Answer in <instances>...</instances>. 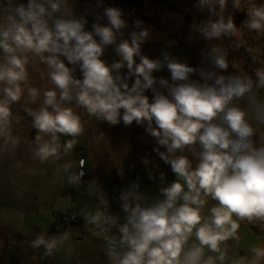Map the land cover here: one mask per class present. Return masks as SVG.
Listing matches in <instances>:
<instances>
[{
    "label": "clouds",
    "instance_id": "obj_1",
    "mask_svg": "<svg viewBox=\"0 0 264 264\" xmlns=\"http://www.w3.org/2000/svg\"><path fill=\"white\" fill-rule=\"evenodd\" d=\"M228 3L197 0L194 7L206 9L208 18L194 22L192 30L208 41L234 37L236 48L244 46L241 27L255 32L257 39L264 36V2L231 0L233 9L246 11L241 27L231 14L225 16ZM103 18L106 25L99 22ZM133 23L137 30L117 42L127 27L119 8L105 7L89 31L87 20L74 14L71 0H27L26 4L3 0L0 155L25 143L33 161L57 164V178L63 173L68 186L79 187L85 160L77 166L67 158L85 134L84 115L110 125L121 120L126 126L133 121L145 125V131L166 149L154 151L171 166L176 180L161 187L162 198L154 200L142 194L137 183L130 185L119 197L122 222L109 211L96 181L89 182L86 190L98 204L82 218L92 235L104 241L107 264H264V244L252 245L251 256H235L228 243H239L245 222L264 229V132L256 127L264 125V99L259 95L264 90V66L251 75L219 74L215 69L229 68L228 49L222 44L206 53L214 70L190 67L167 52L163 60L149 59L141 54L149 31L142 21ZM110 45L119 59L108 64L101 57ZM247 51L254 57L260 49ZM165 66L171 83L153 76ZM30 70L47 86H33ZM194 73L203 83L190 78ZM131 78L134 82L129 86ZM146 90L153 93L151 102ZM21 101L36 105L24 109L36 130L33 140L14 134L24 117L13 111V105ZM61 137L69 139L62 142ZM98 138L103 139L102 134ZM16 167L22 163L17 161ZM160 179H165L162 172ZM210 200L215 203L208 207ZM72 237L70 230L55 235L42 232L29 247L43 249V255L51 258L65 246L70 253Z\"/></svg>",
    "mask_w": 264,
    "mask_h": 264
},
{
    "label": "crops",
    "instance_id": "obj_2",
    "mask_svg": "<svg viewBox=\"0 0 264 264\" xmlns=\"http://www.w3.org/2000/svg\"><path fill=\"white\" fill-rule=\"evenodd\" d=\"M2 2L3 0H0V3ZM17 2L26 4L27 0ZM99 2L101 6L97 7V0H90L87 4L84 0H71L74 14L87 20L86 30L92 29L96 16L100 15L102 0ZM143 27L151 31L149 25L145 24ZM131 28L133 31L137 30L133 26ZM154 36L157 38H147L141 44L142 55L149 59L163 60V54L167 52L179 62H186L188 66L199 69L196 66L198 65L196 55L190 54V51H182L178 46L167 45L162 40L163 36L159 37L156 34ZM121 38L128 39L129 34L118 37L117 42ZM101 58L108 64L119 59L111 45L106 47ZM135 59L138 63L139 58ZM126 72V67L121 69L122 75ZM76 76L80 78L79 70ZM153 76L157 79L164 78L171 83V74L166 66L153 72ZM190 78L203 83L198 73L192 74ZM133 82L134 78L129 79V86ZM30 83L35 87L47 86V81L41 80L38 73L31 70ZM145 95L151 102L152 91L146 90ZM29 106L36 107L26 105L24 101L13 105V111L24 117L14 133L22 140H33L36 135V130L31 128L32 118L24 111L25 107ZM83 119L85 134L79 138L73 155L67 159H74L77 162L79 156L85 158L90 182H101L100 188L108 201L109 211L119 215L122 222L124 213L120 207L119 197L130 185L137 183L139 191L151 200L160 185L166 187L174 181L171 166L165 164L154 151L155 148H159L160 151L166 149L158 145L156 139L145 131V125H137L135 121L126 126L122 120L117 125H110L87 115H84ZM101 134L103 139L98 138ZM66 139L69 138L61 137L62 142ZM145 159L148 161L147 164L143 162ZM17 161L22 163V167H16ZM56 167L57 164L51 162L40 164L33 161L25 143H21L12 153L0 155V264H39L43 249L34 250L29 247V242L42 232L52 234V216L56 212L69 206V209L72 208L82 217L83 212L96 209L98 199L91 197L86 190L68 186L62 178L63 173L58 179ZM161 172L165 176L163 181L160 179ZM75 203L77 210L73 207ZM244 226L249 230H243ZM253 227L258 230L252 231ZM71 232L72 251L67 252V246L61 248L58 251L59 264H107L104 241L93 236L89 226L74 228ZM78 232L83 236L82 242H77L74 238ZM239 234L241 247L264 244V229L254 224L243 225Z\"/></svg>",
    "mask_w": 264,
    "mask_h": 264
},
{
    "label": "trees",
    "instance_id": "obj_3",
    "mask_svg": "<svg viewBox=\"0 0 264 264\" xmlns=\"http://www.w3.org/2000/svg\"><path fill=\"white\" fill-rule=\"evenodd\" d=\"M85 3L90 2V0H84ZM244 0H242V3ZM257 3L264 2V0H256ZM102 8L104 7H116L119 8L122 12V19L125 20L127 27L122 29V35H127L134 27V21L140 20L144 23H147L149 29L151 30L153 26H157L158 31L162 30L160 28L162 24V20L166 17L171 16L174 19L172 23L171 29L179 32L180 36H172L166 35L167 38L171 40V42L167 43V45H175L182 49L184 46L190 49L191 54L197 53L201 58H206V53L209 48L222 44L224 47L228 49V60H229V68L226 71L215 69L219 74H223L225 76L230 74H238L243 71L248 74H254L253 70L256 67L264 66V36H261L257 39V34L255 32H250L247 29L241 27L242 22L247 18L246 11L233 9L231 6V0H229L228 7L225 12V16L231 14L233 16L234 24L237 27H241V35L240 39L243 42L244 46L236 48L232 41L235 39L234 37H224L221 40H205L199 33L194 32L191 28V25L195 22L196 24L205 21L208 18L207 10H199L194 5L197 3V0H102ZM103 15V12H102ZM135 19V20H134ZM150 22V23H149ZM177 23H180L178 26ZM91 31V30H90ZM173 35V34H172ZM158 36V35H157ZM157 38L154 34L150 35L148 38ZM160 37V36H159ZM164 38V37H163ZM166 38L162 39L165 41ZM224 42L228 44L225 45ZM247 48H259L260 52L254 54V57L247 51ZM241 58L245 60H240ZM212 68V65L207 63ZM198 68H204L203 65H196ZM214 70V69H212ZM259 95L261 99H264V90H260ZM242 103H244L242 101ZM263 128V129H262ZM260 131H264V125H262ZM87 179L90 182V179L87 175ZM81 189V187H76ZM82 190V189H81ZM87 191V190H86ZM76 213L73 209L71 210ZM77 214V213H76ZM78 229V228H77ZM258 230L256 227L252 228V231ZM53 231L52 234L53 235ZM75 234V240H76ZM264 240V235H263ZM264 242V241H263ZM42 256L43 252H42ZM41 264L43 262L41 261Z\"/></svg>",
    "mask_w": 264,
    "mask_h": 264
},
{
    "label": "rangeland",
    "instance_id": "obj_4",
    "mask_svg": "<svg viewBox=\"0 0 264 264\" xmlns=\"http://www.w3.org/2000/svg\"><path fill=\"white\" fill-rule=\"evenodd\" d=\"M87 4V3H86ZM83 8H86V7H83ZM105 7L103 6V9H104ZM103 9H102V12H103ZM102 12H100V15L102 16ZM164 17H166L165 19H163L162 20V24H161V26H160V28H162L163 29V31L162 30H160V31H158V28H157V26H153L152 27V29H151V31H150V35L151 34H156V35H158V36H163L164 38H166L165 39V43L167 44V43H169V42H171V40L169 39V38H167V36L166 35H170V37H172V36H177V37H179L180 36V34H179V32H178V30L177 31H174L173 29H171V27H172V23L174 22V19H172V17L171 16H164ZM135 20V19H134ZM100 23L102 24V25H106L107 23H108V21H107V19L106 18H103V19H101L100 20ZM150 23V22H149ZM144 24H146V25H148L147 23H144ZM178 24V26H180L179 24L180 23H177ZM150 27H151V25H149ZM152 30H153V33H152ZM173 34V35H172ZM151 38H153V37H151ZM224 44L225 45H227L228 46V44L226 43V42H224ZM182 51L184 50V51H190V49H188V48H186L185 46L181 49ZM190 54H191V52H190ZM194 55H196L197 57H196V59L198 60L197 61V64L198 65H203V66H205V67H210L209 65H207V63L209 64H211V62H210V60H208L207 59V57L204 59V58H201L200 57V55L199 54H197V53H194ZM240 60H245V59H243V58H241ZM186 63V62H185ZM211 70H212V68H211ZM241 104L243 105V103L241 102ZM256 127H258L259 129L260 128H262V125H256ZM263 129V128H262ZM262 132H264V131H262ZM80 157V156H79ZM79 157H78V159H79ZM77 159V160H78ZM85 168H86V174H88L89 175V172H88V170H87V167H86V165H85ZM173 177V180H176V176H175V174H173L172 175ZM96 183H98L99 184V182H96ZM101 183V182H100ZM161 187H165V186H163V185H160V187L159 188H157L156 189V191L153 193V196L151 197V200H154V199H156V198H162V197H160V193H159V189L161 188ZM95 203H96V201H95ZM215 202L214 201H209V203H208V207H211L213 204H214ZM98 204V203H97ZM73 207H74V209L75 210H77V207H76V203L73 205ZM92 208V207H91ZM69 206H66V207H64L62 210H63V212H62V210L60 211V213H67V212H69V211H71L72 210V208H70L69 210ZM56 213H59V212H56ZM52 222H53V220H52ZM243 225H252V224H248L247 222H245V223H243V224H241V228L243 227ZM254 225H256L258 228H260V229H262L258 224H254ZM52 226H53V224H52ZM241 228H240V230H241ZM249 230L248 229V227L247 226H244V228H243V230ZM239 230V231H240ZM52 231H53V233H54V230L52 229ZM53 235H55V233L53 234ZM76 236H78V235H76ZM82 236V235H81ZM77 238L78 237H76V241L77 242H82L83 241V236H82V240L81 241H78L77 240ZM84 241H85V239H84ZM230 245H232L233 246V253H234V255L235 256H244V255H248V256H251V252H250V247L251 246H246V247H241V245L238 243H236V242H234V241H229L228 242ZM209 254H211V253H209ZM54 258V260H55V264H59V262H60V259H59V253L57 252L56 254H55V256L53 257ZM41 261H42V254H41V256H40V260H39V264H41Z\"/></svg>",
    "mask_w": 264,
    "mask_h": 264
},
{
    "label": "built area",
    "instance_id": "obj_5",
    "mask_svg": "<svg viewBox=\"0 0 264 264\" xmlns=\"http://www.w3.org/2000/svg\"><path fill=\"white\" fill-rule=\"evenodd\" d=\"M80 159H84L85 158L83 156H80L79 159L77 160V166L79 165V160ZM85 165H86V161H85ZM85 165L83 166V171L85 172V175L82 177V183L80 185L82 190H86L87 189V185L89 184V181L87 179V175L86 174V168ZM98 184V183H97ZM101 187V184H98ZM75 216V219H73L72 217ZM52 220H53V226L52 229L54 230L55 234H58L59 232H62L64 230H72V229H77L78 227L81 226H85L86 223L83 220L82 217H80L78 214H76L73 211H69L67 213H55L52 216ZM77 240L81 241L82 240V234L80 235V233H77ZM42 262L43 264H55V260L53 257H46V256H42Z\"/></svg>",
    "mask_w": 264,
    "mask_h": 264
},
{
    "label": "bare ground",
    "instance_id": "obj_6",
    "mask_svg": "<svg viewBox=\"0 0 264 264\" xmlns=\"http://www.w3.org/2000/svg\"><path fill=\"white\" fill-rule=\"evenodd\" d=\"M204 68H205V69H209V70H211V67H205V66H204ZM70 231H71V230H70Z\"/></svg>",
    "mask_w": 264,
    "mask_h": 264
}]
</instances>
